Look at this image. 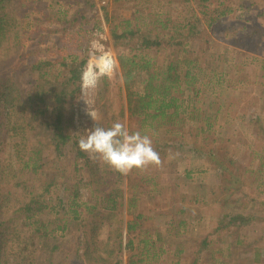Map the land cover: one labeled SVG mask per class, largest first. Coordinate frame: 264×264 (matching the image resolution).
I'll use <instances>...</instances> for the list:
<instances>
[{"label": "trees", "instance_id": "1", "mask_svg": "<svg viewBox=\"0 0 264 264\" xmlns=\"http://www.w3.org/2000/svg\"><path fill=\"white\" fill-rule=\"evenodd\" d=\"M196 1L202 9L194 10L183 19L162 17L154 11L145 16L140 9L127 18L105 11L114 44L128 48L118 54L126 104L114 119L104 118L98 124L102 127H109L115 121L125 124L128 113L130 118L138 119V131L142 134L149 135L148 129L153 136L165 133L174 138L188 127L187 132L194 139L193 150L210 159L223 175L219 186L222 195L217 199L222 216L213 232L196 239L190 246L193 252L179 243L172 262L233 264L232 253L214 247L218 241L215 234L221 235L223 230L236 234V229L253 223L264 226V213L253 210L256 204L264 206V197H260L264 195V150L251 143L247 164H243L236 159L232 138L223 137L226 125L221 120L225 112L217 101V93L214 94L216 89L211 91L224 75L221 71L224 65L218 64L222 55L210 52L202 59L193 49V39L211 33L214 25L234 9L225 0L218 1L217 5L214 0ZM83 2V6L81 1L75 3L78 9L71 15L68 9H59L60 15L50 14L48 20L67 23L68 27L49 28V33L61 32L67 39L78 22L82 30L86 24L84 11L95 4L93 0ZM31 3V0H0V264L37 263L35 256L40 246L49 245V240L58 232L79 223L87 226L85 229L91 234L87 235L85 230L87 237H79L73 250L64 251L57 264H159L168 251L162 234L152 235L144 227L145 215L137 212L139 198L131 189L135 184L132 182L125 188L123 175L107 165L104 172L94 168L97 160L92 161L88 153L80 150L78 140L69 132V109L79 97L89 60L77 50L84 47L77 45L75 49L68 41L57 58L47 57L43 50L41 54L36 51L34 59H26L23 66L16 67L30 78L25 83L21 82L18 71L5 70L15 53L19 58L24 55L23 37L31 27L28 23L31 13L27 11L24 17L18 18L14 15L15 8L23 12L32 7ZM70 7L74 4H69ZM42 28L43 25H38L37 30ZM254 35L250 33L251 38ZM47 36L43 37L44 43ZM207 41L204 54L211 50L209 45L214 40L207 37ZM250 121L264 135L260 116ZM32 135L38 139L33 141ZM40 137L46 143L39 141ZM43 144L53 147L56 158L73 157L69 160L77 171L92 167L91 179L86 184L90 187L88 199L82 200L76 189L68 203L60 197L54 201L51 188L57 184L61 169L56 167L50 178L44 173L50 160L46 159ZM28 174H34V181L36 178L41 181L37 175H44L48 182L36 187L28 183ZM251 181L257 189L250 194L246 186ZM246 198L249 202L244 203L243 209L230 210ZM129 215L131 218H127ZM105 226L108 235L100 239ZM233 241L244 252L252 253L254 261L262 260L264 234L254 239L238 234ZM57 249L58 245H54L47 251L48 264L52 262L50 252Z\"/></svg>", "mask_w": 264, "mask_h": 264}, {"label": "rangeland", "instance_id": "2", "mask_svg": "<svg viewBox=\"0 0 264 264\" xmlns=\"http://www.w3.org/2000/svg\"><path fill=\"white\" fill-rule=\"evenodd\" d=\"M31 1L32 7L23 10V12L15 8L14 15L18 18L24 17L27 11L31 13V16L28 17L31 27H28L26 30L28 34L23 37L25 50L22 54L24 53V55L20 59L15 53L5 70L18 71L21 82L25 83L30 78L25 76L26 74L22 75L16 67L18 64L23 66L26 59H34L36 51L43 50V54L47 57L57 58L60 57L62 49L65 48L68 41L73 44V48L77 45L84 47L82 50L75 49L81 51L82 55H87L89 60L84 71H88L89 65H92L96 80L85 83L83 79L79 97L74 100L69 109L71 120L69 132L78 141L82 135L87 134V130L95 125V121L87 114V110L97 112L99 117L97 123H99L104 118L106 120L110 117L114 119L113 117L119 113L121 107L126 104L118 54L128 48L127 46L118 47L114 44L109 32V25L104 17L105 11L108 10L110 15L119 18H127L140 9L145 16L154 11L160 13L162 17L171 16L173 19H183L194 10L202 9L196 0L193 2L189 0H93L95 4L84 11L86 24L82 30L80 29L82 24L78 22L72 27L70 37L65 39L67 36H62L61 32L49 33V28H67L68 24L61 21L52 22L48 20V17L50 14L60 15L57 13L59 9H68L71 15L78 9L75 3L81 1V6H83V0ZM214 1L217 5L218 1L224 0ZM225 1L234 9V12H230L215 24L211 33H208L210 36L203 34L202 37L193 39V49L199 53L197 54L202 59L207 58L210 52L222 55L218 64L221 67L224 65L221 69L224 75L221 82L217 81L218 87L214 86L211 91L216 89L214 94L217 93V101L221 102L222 110L227 113V115L223 113L221 120V123L226 125L223 137L232 138L231 143L234 145V153L237 154L236 159L247 164L246 160L250 153L248 145L253 143L255 148L260 151L264 150V135L259 133L257 124L250 121L251 118L259 115L264 127V0ZM69 4H74V7L68 8ZM214 7V5L211 6V10ZM11 10L14 9L11 8ZM61 15L64 16V12ZM38 25H43V28L37 30ZM250 33H255L254 37L251 38ZM46 34L48 36L44 43L43 37ZM206 36L214 41H212L213 48L212 44L209 45L211 50L204 54L203 48L208 46ZM69 45L71 46V44ZM98 58L109 59L112 61V66L108 69V66H104V64L103 68L95 65L93 62ZM223 59L226 61H221ZM125 125L131 131H138L140 126L138 119L130 118L128 113L125 117ZM187 129L188 127L183 130L182 135L174 138L165 133L162 136L159 133L153 136L150 134L152 130L147 129V133L149 132V136L152 138L153 147L160 154L162 165L160 167L151 166L146 170L133 169L128 175H123L125 188L132 182L135 184V186H131V189L136 191L139 198L137 212L140 211L145 215L144 227L149 228L152 235L162 234V242L165 243L163 244L168 252L159 264H173L172 261L175 259L173 252L177 250L179 243L193 252L194 248L190 246L195 243L196 239L213 232L216 221L222 216L221 205L217 199L222 195L219 186L223 175L210 159L193 150L194 139ZM40 138L39 141L46 143L45 138ZM37 139L32 135L33 141ZM43 149L46 159L50 160L44 173H47L50 178L57 171L56 167L61 169V171L58 170L57 184L51 188V197L54 201L60 197L68 203L69 196L76 189L79 190L82 200L88 199L90 187L86 184L91 179L92 167L88 169L87 166L82 171H77L76 165L69 160L73 157L56 158V152L51 145L43 144ZM70 154L72 155V153ZM258 161L259 159L256 160V163ZM97 162L98 164L94 168H99L104 172L105 165L98 160ZM37 176L41 181H38L36 177L34 181V174H28L26 176V178L30 177L27 180L28 183L42 187L48 182L43 177L44 175ZM38 182L40 183L38 184ZM31 188L33 189V186ZM246 189L251 194L257 188L251 181ZM260 197L263 198L264 195ZM247 202H249L248 198L240 199L230 210L234 208L241 210L244 203ZM253 207V210L264 213V206L260 203ZM127 218H131V216L129 215ZM86 227H83L81 223L73 224L67 230L58 232L49 240V245L40 246L35 256L38 262L35 264H48L47 251L52 246L58 245L56 251L50 252L51 264H57L62 253H65L64 251L70 253L73 250L79 237H87L85 236ZM86 231L87 235L91 234L90 231ZM235 231H237L236 234L229 230H223L221 235L215 234L218 241L214 247L217 250L225 249V252L232 253L230 260L233 264H264V254L260 262L254 261L252 253L244 252L243 248L235 246L233 243L238 234H247L252 239L263 235V224L253 223ZM107 235V226H105L101 230L99 238L105 239ZM228 245H230L229 251L226 250Z\"/></svg>", "mask_w": 264, "mask_h": 264}, {"label": "clouds", "instance_id": "3", "mask_svg": "<svg viewBox=\"0 0 264 264\" xmlns=\"http://www.w3.org/2000/svg\"><path fill=\"white\" fill-rule=\"evenodd\" d=\"M87 114L95 121V125L81 136L78 146L90 158L125 176L133 169L146 170L151 166L162 165L160 154L153 147L149 135L131 131L120 121L102 127L97 123V112L87 110Z\"/></svg>", "mask_w": 264, "mask_h": 264}, {"label": "bare ground", "instance_id": "4", "mask_svg": "<svg viewBox=\"0 0 264 264\" xmlns=\"http://www.w3.org/2000/svg\"><path fill=\"white\" fill-rule=\"evenodd\" d=\"M93 63H95V65L97 66H101L103 68V64L104 66H108V69L111 67V61L107 58H98L96 61H94ZM95 75L94 72L91 70H88L86 74H84V82L88 83V82H94L95 81Z\"/></svg>", "mask_w": 264, "mask_h": 264}, {"label": "water", "instance_id": "5", "mask_svg": "<svg viewBox=\"0 0 264 264\" xmlns=\"http://www.w3.org/2000/svg\"><path fill=\"white\" fill-rule=\"evenodd\" d=\"M89 66H90L89 70L93 71L94 70L93 66L92 65H89Z\"/></svg>", "mask_w": 264, "mask_h": 264}, {"label": "built area", "instance_id": "6", "mask_svg": "<svg viewBox=\"0 0 264 264\" xmlns=\"http://www.w3.org/2000/svg\"><path fill=\"white\" fill-rule=\"evenodd\" d=\"M112 62V61H111ZM111 66H112V63H111ZM87 73V71L85 72V74ZM95 80H96V78H95Z\"/></svg>", "mask_w": 264, "mask_h": 264}]
</instances>
